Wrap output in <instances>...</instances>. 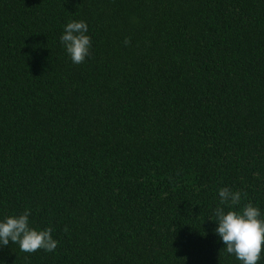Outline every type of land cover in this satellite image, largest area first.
Returning <instances> with one entry per match:
<instances>
[{"label": "trees", "instance_id": "16d2710c", "mask_svg": "<svg viewBox=\"0 0 264 264\" xmlns=\"http://www.w3.org/2000/svg\"><path fill=\"white\" fill-rule=\"evenodd\" d=\"M223 187L264 216V0H0V221L59 242L0 264H241Z\"/></svg>", "mask_w": 264, "mask_h": 264}, {"label": "clouds", "instance_id": "9594fccd", "mask_svg": "<svg viewBox=\"0 0 264 264\" xmlns=\"http://www.w3.org/2000/svg\"><path fill=\"white\" fill-rule=\"evenodd\" d=\"M88 25L85 21H71L60 37V42L65 46L67 53L75 64H81L90 55L92 46L90 36L86 35ZM130 40H125L127 46ZM220 205L214 211L215 234L218 235L228 254L234 255L241 264H258L264 254V216L261 210L251 202L245 204L239 211L229 210L225 207L235 208L241 202V193L233 192L228 187L219 189ZM247 194L245 193L244 196ZM31 209L18 216H9L0 221V248L9 243L19 245L22 252L35 253L39 250L54 252L58 241L52 237L53 229L48 227L37 230L30 227L29 217ZM67 232V227H65Z\"/></svg>", "mask_w": 264, "mask_h": 264}]
</instances>
